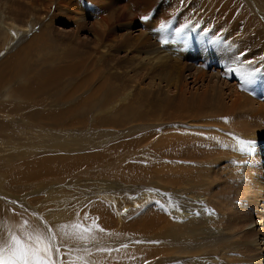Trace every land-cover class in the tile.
I'll return each instance as SVG.
<instances>
[{
    "label": "bare ground",
    "instance_id": "1",
    "mask_svg": "<svg viewBox=\"0 0 264 264\" xmlns=\"http://www.w3.org/2000/svg\"><path fill=\"white\" fill-rule=\"evenodd\" d=\"M129 1L132 2L133 7H135L134 1L136 0ZM189 1H191L190 7L193 14L192 12L189 14L187 12L186 14L188 15V18L190 15V18H187V20H193L191 23H193V28H196V31L195 29L193 30L195 33L192 34L191 37L186 36V31H188V29L186 28V25H183L185 19L180 18L182 13L178 15L175 14L172 18L168 17L163 25L168 24L169 27H171V24L175 34L178 33L177 36H170L169 34L165 36L159 35V38L157 36V39L153 40V42H155L154 44L144 45L141 47L142 50H139L138 48L133 49L132 51L134 52L135 50V52L133 53L132 58H134L135 61L130 63L132 61L130 60L128 71L121 74L125 81L127 80L133 84L147 81L148 83L146 85L154 84L153 82H156L157 84L161 83L157 85L161 93H167L170 86L174 87V91L179 93L178 96L184 99L177 115L171 112L169 114L153 113L142 115L137 112L136 105L139 102H145V97L139 94H134L132 89L128 91L125 90V86L124 89L118 88L117 84H114V81H111L110 78H104L105 80L102 82L100 79L97 80V71L93 69L95 66L91 68L93 59L89 55H80L79 53H75L73 50L69 51L68 49L65 54L67 55V58H69L67 67L56 73L51 72L49 69H44L42 71L30 69L29 58L25 62L18 63L19 66L16 65L14 61H5L6 66L10 67V73H0V85L11 81L13 87L10 90L0 89V190H3L7 185L19 183L31 184L33 187H36L34 181L40 177L53 182L56 180V177L57 179H63L64 176L72 177L82 172L85 174H91L94 172L90 168H96L97 170L99 168H105L103 172L100 173L98 171L99 174H97L104 179L118 180L133 184L137 183L140 178H143V176L151 173V170H155L160 173L161 179H158L164 184L180 185L182 190L193 188L194 191V189H199V186L193 179L194 177L191 176L192 169L191 171L189 170L191 173L189 171L184 172L185 170H188L186 164L176 167L173 163L170 168L163 164L164 166L158 167L155 166L154 163H150L148 155L171 158L170 162L175 161L173 158L193 162L198 158H212L217 156L219 152L220 154L228 153V157L226 156L228 159L230 156L232 158V155H234L236 159L238 158L240 160V158H242L240 160L242 161V153H238L240 150H236V148L239 147L238 142L231 137L221 135V132V134H218L212 130L214 127H218L224 134L234 133L233 131L229 132L230 123H232L230 121L232 119L237 122V126L241 130L247 131L246 133H234L237 134V137L241 136L246 138V140L264 139V94L254 91L251 93L248 92L249 84L242 83L240 88L233 86V84L231 85L229 82V80L235 79L238 77L237 75L240 74V72L233 73L232 71H229L230 68L239 67L244 70V67L246 66L247 68L252 67L254 70L256 69L257 71L264 72V0ZM94 7L95 6L90 4L85 13L87 15L92 14L96 19H99L98 22L100 23L97 27L102 24L108 30H111L114 22L120 21L125 14L121 13L114 17L112 13L114 18L108 17L106 19L96 13ZM14 11L16 12L15 9ZM82 21L84 22V20ZM177 22H179L180 26L183 25L178 29L179 31L175 30ZM137 24L140 26L139 21L136 24H127L126 26L128 28L122 29V31L124 30L128 32ZM146 25L144 26L146 27ZM121 27L117 28L120 29ZM145 30H148L147 27ZM21 31H24L23 33H28V28L25 29L22 26L21 28H18L13 24H5L0 31V35L3 36L6 34L7 37L10 38V41L7 40V44L5 43L2 48L7 49L13 40L17 41L20 39L17 35ZM193 36H196L197 40L204 36L205 38L216 42V45L220 47L227 44L232 45L238 43L236 53L240 56L239 59L241 60V65L232 67L228 65V63L224 64L219 61V66H216L217 69L211 72V77L209 76L210 74L206 76L205 69L207 68H197L195 71H192L191 67L182 66L180 68V76L178 79L172 77L173 79L168 81L171 84L168 82L166 83L163 71L169 66L168 64L171 63L173 65H178L183 61H186L188 56L193 55L192 51V53L189 52L190 49H195L191 45L194 38ZM46 44L49 47L48 50L54 53V50L56 49L54 42L50 44L41 42V44L35 47L33 51L42 48L43 46L47 47ZM256 49H258L259 52H255ZM45 53L46 51L44 54ZM254 53H257V55L261 54V58H254ZM56 55L57 54H55V56ZM62 55L64 56V54ZM197 57L201 58V56ZM210 63H212V60H210V62L207 61L202 66L206 67L207 65H210ZM184 73H187L188 75L184 77ZM61 76H65L68 79L65 81V78H61V83L65 85L61 88V95L55 98V103L57 104L59 102L61 105L65 104L64 106L66 108H49L43 103L44 99L41 98L47 90V86L45 85L46 79L50 80L52 83L54 79L57 81ZM186 78L192 80L191 84L199 83L203 85L206 82L205 90L210 91V94H213L214 98L208 100L207 92H204V97L198 103H196L197 100L194 99H190L191 102H186V93L184 89V85H186L184 79ZM34 86L38 87L35 89ZM130 87L132 88L133 86ZM224 92L226 94V99L223 98ZM36 97H38L39 100H37ZM160 101L161 105L165 104L168 106H170L169 104L172 102L170 98H165V100L162 99ZM193 103L196 104L187 106ZM9 108H14V110L8 113L5 109ZM225 112H227L228 118L226 123H228L229 126L224 124L225 121L223 120L222 115L225 114ZM10 118H14L16 124H11L8 120ZM194 118H198L204 126L206 125L205 128H209L206 134H201L199 130L198 132H188L189 129H185L186 133L182 134L181 129L186 127L187 123L193 122L190 120ZM132 123H140L141 126L138 125V127H135L137 124L131 125ZM163 124H170L172 129L163 132L158 129L160 132H155V129ZM118 127H124V129H121L122 131H116ZM232 129L236 130L234 128ZM193 143L197 144L200 153L190 152ZM41 145H45L46 148H44L43 151L38 152V148ZM219 156L221 157V155H218V157ZM226 157L224 156V159ZM130 161L135 163L131 164ZM229 161L228 163H230ZM236 161L237 160H235V162ZM140 164L151 167V170H146L148 167L145 169V166L143 167ZM52 168L55 169L47 172H38V170H50ZM260 169L263 170V173H259V176H257V182L264 179V167H260ZM174 174L181 175V177L178 176L180 178L179 183L173 180L175 177ZM137 175L142 176H139L140 178L136 181ZM247 175L250 180L255 182L256 177H252L254 176L252 173H247ZM203 192L197 191L195 193L203 197L208 196L214 202L220 199L221 202L224 203L220 192L214 193L213 191L214 194L212 192L211 194L209 191L207 193ZM185 194L192 195L194 192L189 194V192L186 191ZM219 194L221 196H218ZM102 201L107 202V205ZM102 201L93 204V207L102 213L109 212L110 205L118 209L122 204H120L118 200L115 202L116 200L113 199V197L102 198ZM123 205L124 204H122V206ZM161 206L163 211L169 210L167 203L164 204L161 202ZM229 206H231V204L227 207ZM127 208L128 207L124 206L121 211H126ZM261 209L263 210L259 218V220L261 219V222H258V224L261 226L259 232L263 233L264 202ZM146 212L157 213V210L152 211V209H146L135 214L134 217L135 219L138 215L139 217H142L140 223L144 224L145 231L155 223V217L149 216L148 214L146 215ZM158 212L161 213L160 210ZM169 213L170 212L168 211V214ZM174 214L177 216L176 224L170 226L164 232V242L166 243L164 255L167 256L165 259L167 263L172 261V258L170 257L172 255H184L189 256L190 258V256H197L209 252L212 255L211 258L220 256L219 259L222 261V264H264V250L262 249L264 244L260 245L263 251L261 250V253L256 255L255 247H257V243L251 244V240L247 239L245 242L238 241L233 243L232 241L231 244H228L225 240V243L223 242L221 245L202 242V245H196L191 248L188 247L187 245L189 241L195 239L199 231L213 226L219 221L213 217V220H206V225H204L203 222L200 224L193 222L186 225L181 224L182 219H180V216L182 215L180 213L176 214L174 211ZM124 215L125 214H123V216ZM199 216H201V214ZM99 217L101 216L99 215ZM116 217L117 219H120L118 214ZM157 217L159 218L160 216ZM194 217L195 216L192 215L191 217H187L188 221L186 223L192 221ZM205 217L207 216H203V218ZM101 218L105 219L104 217ZM8 219L10 220V216ZM233 219L236 218L233 217ZM147 221L151 222L148 223ZM28 222L31 227H27L28 229L26 230L22 229L20 222H18L14 228V234H12L13 228L11 227V224H7L5 228L7 231L9 230V237H27L29 234H32L33 236L39 234L36 229L37 227H35L36 224L33 225V221L29 218ZM82 222L81 218H76L75 226L76 234L78 235V243L86 241L92 243L104 238L101 233L95 231L98 230L97 226L92 231H84ZM85 222L86 219L84 220V224ZM107 222L108 221L105 219L103 225L105 223L109 229L110 222ZM182 223L184 222L182 221ZM52 224V231L55 233V239H57L58 242L62 241L67 248H70V244H74V233L69 234L66 232L70 225L63 226L61 221ZM103 225L101 224V226ZM133 228H136L134 223L132 225V229ZM89 233H92L93 236L89 235ZM10 242L11 241H9L8 244H3L2 247L7 248ZM179 243L181 244L179 245ZM103 249L104 248L99 249L100 254L98 255L90 253H88V255L94 258L97 264H131L132 257H126L123 253L109 254ZM234 252H236L235 255H233ZM251 253L253 254L252 256H250ZM236 255H238L236 258L232 257ZM61 256V263L63 264H68L70 261L80 260V257H77L75 252L70 253L69 250L66 253L62 252ZM89 259L92 260L91 258ZM190 264L203 263L196 258ZM208 264L213 263L208 262Z\"/></svg>",
    "mask_w": 264,
    "mask_h": 264
},
{
    "label": "rangeland",
    "instance_id": "2",
    "mask_svg": "<svg viewBox=\"0 0 264 264\" xmlns=\"http://www.w3.org/2000/svg\"><path fill=\"white\" fill-rule=\"evenodd\" d=\"M190 2L191 1L189 0H136L134 1L135 7H133L132 2L129 0H0V31L3 26L8 23L10 25H16L18 28H21V26L25 29L28 28V33H23L24 31L19 32L17 37L19 36L20 39L17 41L13 40L7 49L4 48L5 50L2 47H4L7 40L10 41V38H8L5 33L3 36L0 35V70L2 69L0 73H10V67L6 66L5 61H14L15 64L18 65V63L27 61L28 58L29 68L31 67L30 69L36 71L49 69L54 73L59 72V70H63L67 67L69 58H67V55L65 54L69 49V51L73 50V52L79 53L80 55H89L93 59L91 68L95 66L93 69L97 71V80L100 79L102 82L106 78H110L111 81H114V84H117L118 88L124 89L125 86V90L128 91L132 89L134 94L144 96L146 101L141 103L139 102L136 105V111L140 114H169L171 112L177 115L184 99L178 96L179 93L174 91V87L170 86L168 91L165 89L167 93L164 91V93H161L157 87V85L161 83L157 84L156 82H153L154 84L146 85L148 83L147 81L133 84L127 80L125 81L121 74L128 71L130 60H132L130 63L135 61L134 58H132V55L135 52V50L134 52L132 51L133 49L138 48L139 50H142L141 47L144 45L154 44L155 42H153V40L157 39V36L159 38V35L165 36L169 34L170 36H177L178 33L175 34L171 24V27H169L168 24V26L163 25L168 17L172 18L175 14L178 15L182 13L180 18L185 19L183 25H186V28L189 31H186V36L191 37L192 34L195 33L196 28H193V23H191L193 20L188 21V15L186 14L187 12L188 14L192 12ZM90 4L95 6L94 10L96 13L106 19L108 17L114 18L116 15L121 13L125 14L120 21L114 22L111 30L106 29L102 24L97 27L100 23L98 22L99 19H96L92 14L87 15L85 13ZM82 20H84V22ZM138 21L140 26L137 24L128 32L124 30L122 31V29L128 28L126 26L127 24H136ZM144 25H146L148 29L147 31L145 30L146 27ZM176 25L177 27L175 30H178L183 26H180L179 22H177ZM117 27L121 28L118 29ZM194 29L195 31L193 32ZM193 37L191 45L195 49L189 50L190 53L193 52V55L188 56L186 61H183L178 65H173L171 63L168 64L172 67L168 66L163 71L166 83L173 79L172 77H174V79H178L180 76V68L182 66L191 67L192 71H195L197 68H207L205 69L206 76L210 74L209 76L211 77V72L217 69L216 66H219V61L224 64L228 63V65L232 67L241 65V60L239 59L240 56L236 53L238 43L232 45L227 44L220 47L216 45V42H213L204 36L200 37L198 40L196 36ZM41 42L48 44L54 42L56 45V49L54 50L55 52L53 53L48 50L49 47L47 44V47L43 46V49L39 48L33 51V49L39 46ZM41 49L44 52L46 51V55ZM255 52H259V50L256 49ZM61 53L64 54L65 57ZM55 54L57 55L55 56ZM254 54V58H261V54ZM197 56H201V58H198ZM210 60H212L210 65H207L206 67L202 66L207 61L210 62ZM55 61L60 65L58 63L56 64ZM244 70L250 71L254 70V68H247L245 66ZM183 75L185 77L188 74L184 73ZM237 76L238 77L235 79L229 80V82L231 85L233 84V86L241 88V73ZM61 78H65V81L68 79L65 76H61L57 81L54 79L52 83L50 80L46 79L45 85L47 86V90L41 98L44 99L43 103L49 108H66L64 106L65 104L61 105L59 102L57 104L55 103V98L61 95V88L65 85L61 83ZM187 79L188 78L184 79L186 84L184 85L186 102H191L190 99H194L197 100V102H194L198 103L204 97V92H207L208 100H212V98H214L213 94H210V91L205 90L206 82L203 85L198 82V84H191L192 80ZM127 84L133 87L131 88ZM248 86V92L251 93L254 91L264 94V72H260L255 69L252 82ZM12 87L13 83L11 81L0 85V89L10 90ZM37 87L38 86H34L35 89ZM165 98H170L172 100L169 104L170 106L160 104V100H165ZM223 98L226 99L225 92ZM36 99L39 100L38 97H36ZM196 103L189 104L187 106H192ZM5 110L10 113V111H13L14 108ZM222 117L225 121L224 124L229 126L228 123H226L228 119L227 112H225ZM8 120L11 124H16L14 118H10ZM190 121L193 122L187 123V126H183L184 128L181 129L182 134L186 133L187 129H189L188 132H198L199 130L201 134H206L208 132L209 128H205L206 125L204 126L198 118L191 119ZM230 122L232 123H230L229 132H247L246 130H241L237 126V122L234 120L231 119ZM131 125H135V127H138V125L141 126L140 123H132ZM231 127L236 130H233ZM121 129H124V127H118L116 131H122ZM158 129L163 132L165 130L172 129V126L170 124H163L162 126L156 128L155 132H160ZM212 131L218 134L222 133L221 135L231 137L237 142L239 140L254 141V151L250 155H245L239 151L238 153H242L241 156H243L242 161H240L242 158H240V160L238 158L236 159L234 155H232V158L230 156L228 159V153L220 154L218 152V155H221L222 158L220 156L218 157V155L209 159L198 158L193 161L194 163L179 158H173L175 161L170 162L171 158L148 155L150 163H154L155 166L158 167L166 165L170 168L173 163L176 167L186 164V168L188 170H185L184 172L189 170L191 171L192 169V173L190 171L189 172L199 186V189H194V191L193 188H190L189 190H182L180 185L164 184L160 181V173L155 170H151V167L145 166L144 164L140 165L143 167L145 166V169L148 167L146 170H151L152 172L147 175L143 174L145 175L143 178H140L142 175H137L136 181L139 178L140 179L137 183L133 184L118 180L104 179L97 174H99L98 171L100 173L103 172L105 168H99L98 170L96 168H90L94 172L91 173L92 175L90 173L85 174L82 172L72 177L64 176L63 179H57L56 177V180L53 182L40 177L34 181L36 187L25 183L7 185L3 188V190H0V248H3V244H8L9 241H11V238L9 237V230L7 231L5 228L6 225L11 224V227L13 228L12 234H14V228L18 222H20V225L24 230L31 227L28 222L29 218L33 221V225L36 224L35 227H37L36 229L39 234H42L46 240L50 242L49 247L52 249L50 258L54 259L56 264H63L61 263V253H66L68 250L70 253L75 252L76 256L80 257L79 261H70L71 264H97L94 258L90 257L88 253L98 255L100 254V248H104L103 250H106L109 254L123 253L126 257H132L131 264H190L196 258L202 261L203 264H208V262L213 264H222V261L219 259L220 256L211 258L212 255L209 252L202 253L197 256H190V258L189 256L184 255H172L170 256L172 261L167 263L165 260L167 256L164 255L166 244L164 242V232L170 226L176 224L177 216L174 214L175 211L176 214L180 213L182 215L180 216V219H182L184 223L180 220L181 224L189 225L193 222H197L199 224L203 222L204 225H206V220H213L214 218L219 221L217 224L199 231L196 238L189 241L187 245L188 247L191 248L196 245H202V242L221 245L223 242L225 243V240L228 244H231L232 241L233 243H236L238 241L245 242L247 240H251V244L257 243V247H255V249L257 253L256 255H258L261 253L262 249L264 250V247L262 249L260 247V245L264 244V232H259L261 226L258 224V222H261V219L259 220V218L261 212L263 211L261 206H263L264 202V179L257 182V176H259L260 172L263 173V170H261L260 167H264V139L246 140V138L241 136L237 137V134L234 133L224 134L218 127H214ZM44 148H46L45 145H41L38 148V152L43 151ZM236 150H240V145L236 148ZM190 152L200 153L196 143L192 144ZM224 156L227 157L224 159ZM235 160L237 161L235 162ZM228 161L230 163H228ZM130 163L132 164L135 162L130 161ZM54 169L55 168L50 170L42 169L38 170V172H47ZM247 173H252L254 175L252 177H256L255 182L249 179ZM174 175L175 177L173 180L179 183V177H181V175ZM212 190L214 193L220 192L224 203L221 202L220 199L214 202L208 196L203 197L195 193L197 191H204L203 193H207L209 191L210 193H213ZM186 191H188L189 194L194 192V194H185ZM220 194L218 196H221ZM107 197H113V199L116 200L115 202L118 200L120 204L122 203L124 205L122 206L121 204L118 209L110 205L109 212L106 213L97 211L93 207V204L102 201V198ZM102 202L107 205V202ZM161 202L164 204L167 203L169 210L163 211ZM229 204H231V206L227 207ZM124 206L128 207L127 210H129H126L128 214L126 211H121ZM146 209H152V211L157 210V213H145L146 215L148 214L149 216L155 217V223L152 224L153 226L145 231L144 224L140 223L142 217H139V215L136 219L134 217L135 214H138ZM159 210L161 213L158 212ZM168 211L170 212L169 214ZM98 213L101 217H104L108 221L107 223L110 222L109 229L105 223L104 227L103 222L105 219L99 217ZM117 214L120 219H117ZM123 214L125 215L123 216ZM200 214L201 216H199ZM191 215L199 218L194 217L192 221L186 223L188 221L187 217H191ZM9 216L10 220L8 219ZM157 216L160 217L158 218ZM203 216L207 217L203 218ZM74 217L82 219L84 231H92L97 226L98 230L95 231L97 233H101L104 238L92 243L87 241L78 243V235L76 234L75 226L76 218ZM233 217L236 219H233ZM85 219L86 222L84 224ZM60 221L63 226L70 225L66 232L69 234L74 233V244H70V248H67L62 241L58 242V240L55 239V233L52 231V223H59ZM168 221L169 223L167 224ZM147 222L150 223L151 221ZM133 223L137 229H132ZM101 224L103 226H101ZM89 235L93 236L92 233H89ZM180 244L181 243H179V245ZM235 253L236 252H234L233 255H235ZM252 255L253 254L251 253L250 256ZM237 256L238 255L232 257L236 258ZM211 260L214 261L212 262Z\"/></svg>",
    "mask_w": 264,
    "mask_h": 264
},
{
    "label": "snow or ice",
    "instance_id": "3",
    "mask_svg": "<svg viewBox=\"0 0 264 264\" xmlns=\"http://www.w3.org/2000/svg\"><path fill=\"white\" fill-rule=\"evenodd\" d=\"M229 71L240 72L243 84L252 82L254 70L245 71L238 67L230 68ZM238 144L240 151L245 155H250L254 151V141L239 140ZM49 243L42 234L12 236L9 246L0 248V264H56L55 260L50 258L52 249Z\"/></svg>",
    "mask_w": 264,
    "mask_h": 264
}]
</instances>
